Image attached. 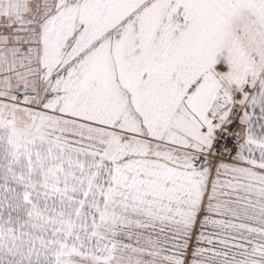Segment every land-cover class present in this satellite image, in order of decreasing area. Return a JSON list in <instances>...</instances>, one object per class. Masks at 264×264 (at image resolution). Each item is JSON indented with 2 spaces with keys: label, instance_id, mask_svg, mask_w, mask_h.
<instances>
[{
  "label": "snow or ice",
  "instance_id": "snow-or-ice-1",
  "mask_svg": "<svg viewBox=\"0 0 264 264\" xmlns=\"http://www.w3.org/2000/svg\"><path fill=\"white\" fill-rule=\"evenodd\" d=\"M0 264H264V0H0Z\"/></svg>",
  "mask_w": 264,
  "mask_h": 264
}]
</instances>
